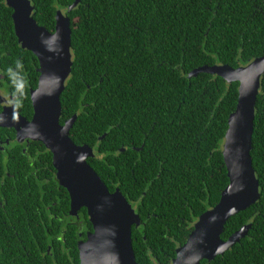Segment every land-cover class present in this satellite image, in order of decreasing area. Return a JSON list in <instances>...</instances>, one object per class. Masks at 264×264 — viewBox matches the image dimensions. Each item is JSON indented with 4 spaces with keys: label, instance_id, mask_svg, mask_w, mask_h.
Instances as JSON below:
<instances>
[{
    "label": "trees",
    "instance_id": "1",
    "mask_svg": "<svg viewBox=\"0 0 264 264\" xmlns=\"http://www.w3.org/2000/svg\"><path fill=\"white\" fill-rule=\"evenodd\" d=\"M30 0L52 32L60 10L70 21L71 71L60 95V123L87 145V163L109 192L132 204L139 264H170L193 222L214 206L228 178L221 147L238 82L202 66L232 68L264 54L263 0ZM0 0V88L30 119L38 61L14 34ZM1 109V107H0ZM252 166L259 197L230 217L221 238L249 223L240 240L200 264H264V74L253 120ZM69 195L39 141L17 142L0 127V264H77ZM90 227L85 208L80 209ZM63 230L59 237L60 230ZM63 239V240H62Z\"/></svg>",
    "mask_w": 264,
    "mask_h": 264
},
{
    "label": "water",
    "instance_id": "2",
    "mask_svg": "<svg viewBox=\"0 0 264 264\" xmlns=\"http://www.w3.org/2000/svg\"><path fill=\"white\" fill-rule=\"evenodd\" d=\"M12 9L14 34L22 49L38 61L37 85L30 90L32 116H22L11 102L0 98V127L12 128L17 142H41L51 153L55 177L69 195L70 213L85 207L92 232L78 243L79 264H139L131 240V226L138 216L131 203L116 189L109 192L87 163L93 151L76 145L69 137L75 115L60 123V95L71 71L70 21L60 10L55 14L54 31L39 26L30 0H4ZM75 0L68 10L77 5ZM264 1V0H263ZM207 72L226 82H238L235 108L227 117L221 153L228 178L217 203L202 212L192 224L183 244L175 248L170 264H200L223 254L242 238L250 224H244L226 240L221 238L226 221L245 210L258 197L259 183L252 166L253 120L260 78L264 74V54L245 65L202 66L189 75Z\"/></svg>",
    "mask_w": 264,
    "mask_h": 264
},
{
    "label": "flooded vegetation",
    "instance_id": "3",
    "mask_svg": "<svg viewBox=\"0 0 264 264\" xmlns=\"http://www.w3.org/2000/svg\"><path fill=\"white\" fill-rule=\"evenodd\" d=\"M37 85V84H36ZM2 91V92H1ZM30 96V95H29ZM0 98L5 99L7 102H11L13 104L12 101V96L6 91L0 88ZM1 107V106H0ZM1 111V109H0ZM16 138V137H15ZM26 141V140H25ZM24 142V141H23ZM21 142V143H23ZM56 178V177H55ZM57 180V179H56ZM58 182V181H57ZM59 183V182H58ZM60 185V184H59ZM81 208H85V207H80L77 209V211L75 212V214H71L70 213V200H69V212L68 215L72 218V221L70 222L71 225L73 227H77L76 229V236H77V240H76V246H77V251H78V243L81 241H85L86 236L88 235V233L92 232V225L89 222L88 216L86 217L88 222L90 223V227H88L85 223V219L84 216L81 214L80 209ZM85 213H86V208H85ZM87 215V213H86ZM63 230L61 229L59 232V237L56 240H61L59 239L61 237L60 234H62ZM63 240V239H62ZM78 259H79V253H78ZM79 264V261L78 263Z\"/></svg>",
    "mask_w": 264,
    "mask_h": 264
},
{
    "label": "rangeland",
    "instance_id": "4",
    "mask_svg": "<svg viewBox=\"0 0 264 264\" xmlns=\"http://www.w3.org/2000/svg\"><path fill=\"white\" fill-rule=\"evenodd\" d=\"M4 90V89H3ZM2 92V91H1Z\"/></svg>",
    "mask_w": 264,
    "mask_h": 264
}]
</instances>
